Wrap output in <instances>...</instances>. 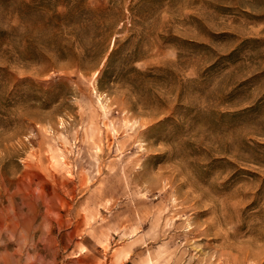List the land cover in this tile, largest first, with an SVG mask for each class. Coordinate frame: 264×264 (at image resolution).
Returning <instances> with one entry per match:
<instances>
[{"label":"rangeland","instance_id":"obj_1","mask_svg":"<svg viewBox=\"0 0 264 264\" xmlns=\"http://www.w3.org/2000/svg\"><path fill=\"white\" fill-rule=\"evenodd\" d=\"M153 263L264 264V0H0V264Z\"/></svg>","mask_w":264,"mask_h":264},{"label":"bare ground","instance_id":"obj_2","mask_svg":"<svg viewBox=\"0 0 264 264\" xmlns=\"http://www.w3.org/2000/svg\"><path fill=\"white\" fill-rule=\"evenodd\" d=\"M6 225V224H5ZM10 232V231H9ZM7 233V232H6ZM12 233V232H11ZM9 234V233H8ZM12 235H13V233H12ZM11 237V236H10ZM13 237V236H12ZM163 249V248H162ZM156 255H158L157 253H156ZM150 263H152V261L150 262ZM154 264V263H153Z\"/></svg>","mask_w":264,"mask_h":264}]
</instances>
